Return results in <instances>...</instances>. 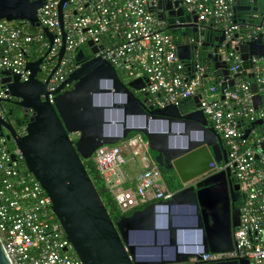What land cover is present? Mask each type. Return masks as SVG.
Listing matches in <instances>:
<instances>
[{"label": "water", "instance_id": "95a60500", "mask_svg": "<svg viewBox=\"0 0 264 264\" xmlns=\"http://www.w3.org/2000/svg\"><path fill=\"white\" fill-rule=\"evenodd\" d=\"M63 1L57 3L60 29ZM177 3L175 0L172 4ZM39 5L37 0H0V19L24 20L30 26H37L35 11ZM170 7V1L157 3V8L176 15L183 24L169 25L166 29L187 27L198 36L204 35V30L198 31L195 15L183 14L181 7L175 11ZM242 9L237 5L233 8L234 11ZM157 18L162 19L161 14ZM205 29L209 34H218L212 37V43L199 45L212 48V53L205 54L213 61L208 67H203L197 52L190 53L189 44L182 40L176 42L175 51L184 64L202 71V79L211 77L216 83L218 76L227 77L225 64L214 52L223 33L214 28ZM42 32L50 45L51 33L46 28ZM261 40L259 34L233 46L242 60V74L249 66L248 55L264 57ZM86 45L91 55L85 56L82 49H77L74 68L52 91L45 89L48 77L43 81L38 78L39 65L48 49L42 56L25 62L29 71L25 81H19L17 75H10L6 70L1 71L8 75L1 79L8 97L0 99V102L17 99L12 103L21 108V116L25 117L18 121L0 116V136L17 149L25 169L49 198L51 210L80 263L246 264L244 258L201 259L208 252L232 249L230 234L238 223V208L233 203L240 200L241 194L238 185L231 183L228 168H214L225 161L226 154L219 136L199 109L200 93L182 98L176 105L155 106L143 91V79L123 80L108 61L92 56L96 48L91 41ZM62 53L63 32L57 62L51 72ZM232 82L229 79L227 85L231 86ZM249 88L255 91L254 84ZM258 103L259 96L253 94L252 106L255 108ZM131 131L143 136L146 151L153 153L148 156L149 160L163 170L173 192L167 200L149 202L112 220L83 161L91 158L96 147L118 144ZM247 131L244 130L243 136ZM260 146L264 152V143ZM10 159H14V154H10ZM174 208L187 209L191 216L189 222L176 223L172 218ZM133 231L146 233L150 238L147 242L152 241L148 246H168V254L136 256L129 237ZM158 231L161 238H157ZM181 233L190 236L183 241L184 247L179 239ZM0 264H9L1 245Z\"/></svg>", "mask_w": 264, "mask_h": 264}, {"label": "built area", "instance_id": "2783aa9c", "mask_svg": "<svg viewBox=\"0 0 264 264\" xmlns=\"http://www.w3.org/2000/svg\"><path fill=\"white\" fill-rule=\"evenodd\" d=\"M37 1H40L35 11L37 26H30L24 20L0 19V99L8 97L1 82L8 75L1 71L6 70L10 75H17L19 81H25L29 74L25 55L31 50L42 56L48 49L39 65L42 74L38 78L43 81L48 77L45 89L52 91L74 68L77 49L86 48L91 55L87 41L96 48L92 56L108 61L127 79H143V91L155 106L176 105L182 98L195 94L197 87L202 88V71L190 67L192 74H187L188 64L176 55L177 41L165 32L164 22L157 18V12L162 10L157 8L158 2L170 1L172 10L181 7L183 14L195 15L198 30L208 27L222 31L221 46L229 43L231 48L259 34L264 44V0H260V12L251 13L252 23L245 13L243 19V9L233 10L235 5L242 8L248 5L242 0H177L176 6L172 4L175 0H65L60 5L61 29L59 0ZM42 28L52 35L50 45ZM61 32L63 53L51 72L57 62ZM233 33H236L234 38ZM230 48L222 49L217 55L225 64L227 77L218 76L216 83L198 93L199 109L219 136L226 154L225 161L214 168H228L241 193L238 223L231 230V250L208 252L201 259L244 258L246 264H264V152L260 148L264 143V57L248 55L249 66L242 74L239 53ZM229 79L233 81L231 86L227 85ZM250 84H254V92ZM253 94L259 96L255 108ZM48 97L50 100L51 95ZM131 139L138 145L142 137L136 134ZM131 139L115 145H100L90 158L121 213L149 202L167 200L173 192L152 161L132 176L123 171L126 158L122 151H132ZM135 153L131 152L132 159ZM10 154H14V159H10ZM146 158L149 160L147 154ZM0 245L9 264H81L51 210L49 198L25 169L17 149L9 148L2 136Z\"/></svg>", "mask_w": 264, "mask_h": 264}, {"label": "flooded vegetation", "instance_id": "af4514ba", "mask_svg": "<svg viewBox=\"0 0 264 264\" xmlns=\"http://www.w3.org/2000/svg\"><path fill=\"white\" fill-rule=\"evenodd\" d=\"M242 3L248 4V5H244L245 7L241 12L242 15L244 13L247 14V16H248L247 20L248 21L251 20V13L252 12L259 13L261 10V1L260 0H250V1L242 0ZM157 14H161V17H162L161 20L164 22L163 26H164L165 30H169L170 32H173L174 34L179 35L182 38V42L189 44L190 53H195L197 51H203L204 54L212 53V48H209V47H203L202 48V46H199V45H201L203 42H206L208 44L212 43V37H214L215 35H218L217 33L211 32L209 34V32L207 33V30L204 29V35L198 36V33H196V32L192 33L190 31V29L187 27H183V28L175 27V28L166 29V27L169 25L183 24V23H182V21H179V18L176 15L168 14L167 10L162 9V10L158 11ZM206 35H207V37H206ZM197 43H198V45H197ZM196 45L198 48L196 50H194V46H196ZM228 48H230L229 43L228 44L226 43L222 46L220 44H218V46L215 47L214 52L216 55H218V53L222 49H223L222 51H225ZM82 51H83L85 56H89V54L86 52L87 51L86 48L82 49ZM203 59H204L203 64L206 65L207 67L209 64H212V62H213L211 57H209V58L207 57V58H203ZM73 65H74V62H73ZM41 74L42 73H39L38 77H41ZM10 100H11V102H3L2 104H0L1 108H2L3 118L8 119V120L18 119V121L25 120V117L21 116L22 115L21 108L19 106H17L16 104L12 103L14 101H17V99L10 98ZM146 152H147V156H149V157H151L153 155V153H149L148 151H146ZM229 179L231 180L232 184H236L234 181V178L232 176H229ZM238 191H239V189H238ZM239 193H240V191H239ZM238 203H239V201L234 202L233 206L237 208Z\"/></svg>", "mask_w": 264, "mask_h": 264}, {"label": "trees", "instance_id": "16d2710c", "mask_svg": "<svg viewBox=\"0 0 264 264\" xmlns=\"http://www.w3.org/2000/svg\"><path fill=\"white\" fill-rule=\"evenodd\" d=\"M243 17V19H244V15L242 16ZM248 17V16H247ZM250 17V16H249ZM253 22V20L252 21H250V23H252ZM255 22H256V20H255ZM242 28V27H241ZM165 32H167V33H169V34H171V36L174 38V40L175 41H178V40H182V38L179 36V35H177V34H174L173 32H170L169 30H165ZM230 50H234L233 49V47H231L230 48ZM193 54V53H192ZM196 54V57L198 58V60H200L202 63H203V58H206L205 57V54L203 53V51H197V53H195ZM39 56V54L38 53H36V52H33L32 50L29 52V53H27L26 55H25V58L27 59V60H33V59H36L37 57ZM189 66V67H188ZM187 74H192V70H191V68H190V65H187ZM203 67H204V64H203ZM185 69V68H184ZM117 74L121 77L122 76V74L121 73H119V72H117ZM3 102H0V104H2ZM0 109H1V111H2V108H1V105H0ZM134 134H138L137 132H134V131H131V132H129V133H127V135H126V137L124 138V139H128V138H130V137H132ZM141 137H142V139H144L143 138V136L142 135H140ZM9 148H11L12 146L10 145V144H6ZM83 165H84V167H85V169H86V171H87V173H88V175H89V177H90V179H91V181H92V183L94 184V186H95V188H96V190H97V193L99 194V196H100V198H101V200H102V202H103V204L105 205V207H106V209H107V211H108V214H109V216H110V218L112 219V220H115V219H117L120 215H122V214H128V213H130L131 211H128V212H125V213H121V212H119L117 209H116V207H115V205H114V202L112 201V199H111V197L109 196V194L106 192V190H105V188H104V186L102 185V182H101V180H100V178H99V176H98V173H97V171L94 169V165L92 164V162H91V160L90 159H88V160H84L83 161ZM159 169H160V171L162 172V174H163V170L159 167ZM166 183L167 184H169L168 182H167V180H166ZM170 187V186H169Z\"/></svg>", "mask_w": 264, "mask_h": 264}, {"label": "rangeland", "instance_id": "374dc122", "mask_svg": "<svg viewBox=\"0 0 264 264\" xmlns=\"http://www.w3.org/2000/svg\"><path fill=\"white\" fill-rule=\"evenodd\" d=\"M121 78L123 80H128L123 75L121 76ZM211 81H212V78L209 77V78L205 79L203 81V83L205 85H208ZM133 136L136 137V134H134ZM136 145L137 144L134 145V149H136L138 151L137 152L138 156H140L141 154H147V152H146V144H145L144 139H141V142L137 146ZM131 149H133V146L131 147ZM122 154H123L124 157H126V156L130 155V152L124 150V151H122ZM163 176H164V179L167 180L164 174H163ZM172 211H173L172 213H174L175 216H177L176 219L178 221H183V222L184 221H188L190 219V217H191L189 215V211L187 209H184V208H177V209L174 208V210H172ZM129 237H130V239H134L135 240V244H136L135 253L140 251L141 253L144 254V255H141L142 257L143 256H152L154 254L155 255H159V253L168 254V252H169V247L168 246L154 247V246L146 245L147 243H149V245L152 243L151 240L149 242H147V240L150 239V238L147 237L146 233L133 231V232L129 233ZM158 237H161V232L160 231L157 232V238ZM189 237L190 236L187 235V234H183V233L179 234V239L181 241H187ZM143 249H145V250L143 251Z\"/></svg>", "mask_w": 264, "mask_h": 264}, {"label": "crops", "instance_id": "0c3cea01", "mask_svg": "<svg viewBox=\"0 0 264 264\" xmlns=\"http://www.w3.org/2000/svg\"><path fill=\"white\" fill-rule=\"evenodd\" d=\"M205 79H202V88H199V87H197V89L195 90V93H198V92H201L202 90H203V88L205 89L207 86H209V85H211L212 84V81L208 84V85H205L204 83H203V81H204ZM128 139H131V137L130 138H128ZM127 139V140H128ZM130 142V145H131V147L133 146V149H132V151H134V152H136L135 153V157H134V159H132L131 158V152L132 151H129L130 152V155H128V156H126L125 158H126V161H125V163H124V165H123V171L127 174V175H129V176H132V175H134L138 170H140V169H142V168H144V167H146V166H148V165H150V164H152L151 163V161H149V160H147V158H146V154H141L140 156H138V154H137V150L136 149H134V143H133V139H131V140H129ZM137 146V145H136ZM124 151V150H123ZM125 151H127V150H125ZM166 182V181H165ZM166 185L169 187V185L166 183ZM183 242V241H182Z\"/></svg>", "mask_w": 264, "mask_h": 264}, {"label": "bare ground", "instance_id": "6f19581e", "mask_svg": "<svg viewBox=\"0 0 264 264\" xmlns=\"http://www.w3.org/2000/svg\"><path fill=\"white\" fill-rule=\"evenodd\" d=\"M173 212V211H172ZM172 214H174V213H172ZM176 217L177 216H175V214L172 216V218H173V220L176 222V223H188L189 222V220L188 221H178L177 219H176ZM158 238H161V237H158ZM131 242L134 244V246H136V244H135V240L134 239H131ZM180 243H182V245H181V247H184L183 245H184V242H182L181 240H180ZM194 249V248H193ZM145 249H143V251H144ZM154 254V253H153ZM135 255L136 256H138V257H142L141 255H144L143 253H141L140 251L139 252H136L135 253Z\"/></svg>", "mask_w": 264, "mask_h": 264}]
</instances>
